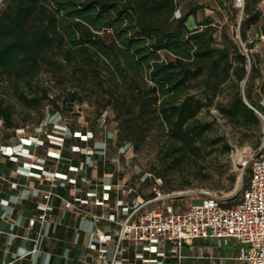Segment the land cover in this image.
Listing matches in <instances>:
<instances>
[{
    "label": "trees",
    "instance_id": "16d2710c",
    "mask_svg": "<svg viewBox=\"0 0 264 264\" xmlns=\"http://www.w3.org/2000/svg\"><path fill=\"white\" fill-rule=\"evenodd\" d=\"M262 1L244 0L243 42L247 31L262 18L258 8ZM3 3L0 82L6 93L0 95L2 130L14 131V135L22 130L15 124V104L30 113L38 112L36 125L44 119L42 111L49 103L59 112L50 87L41 83V76L47 75L58 88L69 83L64 103L82 105L94 99L97 117L111 111L121 146L138 150L152 132L163 133L166 154L159 178H154L159 189L170 173L201 158L210 124L199 116L207 100L227 94L226 103L217 106L219 114L242 129L245 137L248 133L262 137L261 120L244 102L246 97L251 106L259 107L248 93L253 81H259L264 93L259 56L251 55L248 68L246 56L226 27L221 28L217 46L219 26L209 19L190 30L188 17L197 9L177 19V0ZM246 47L250 50L248 44ZM87 91L89 97L84 96ZM229 152L227 146L225 153ZM249 181L250 177L244 179V188ZM234 182L233 178L231 186Z\"/></svg>",
    "mask_w": 264,
    "mask_h": 264
},
{
    "label": "crops",
    "instance_id": "0c3cea01",
    "mask_svg": "<svg viewBox=\"0 0 264 264\" xmlns=\"http://www.w3.org/2000/svg\"><path fill=\"white\" fill-rule=\"evenodd\" d=\"M195 14L188 17L190 30L197 29ZM262 30L264 24L257 26V37L264 36ZM39 130L16 135L4 130L5 140L0 141L4 177L0 181V264H92L97 230L108 236L111 258L118 223L139 202L152 197V192L142 194L138 180L132 182L131 176L118 170L130 158L131 148L118 144L110 132L96 140L84 127L78 131L53 123V133L45 142ZM114 149L115 155L110 153ZM53 175L56 186L48 180ZM48 192L73 202L76 209H65L64 201L54 197L49 202L52 218L31 228L29 221L42 213ZM92 216L103 220L97 223ZM122 248L119 264H178L163 243L152 249L146 243L125 241ZM182 255V264H215L211 258H223L213 251L210 241L202 240L186 246ZM217 264L227 262L223 258Z\"/></svg>",
    "mask_w": 264,
    "mask_h": 264
},
{
    "label": "rangeland",
    "instance_id": "374dc122",
    "mask_svg": "<svg viewBox=\"0 0 264 264\" xmlns=\"http://www.w3.org/2000/svg\"><path fill=\"white\" fill-rule=\"evenodd\" d=\"M177 1V19L197 9V13L194 16L197 28L205 19H209L213 22V25L219 26L215 36L217 46L221 44V28L226 27L228 33L239 44L243 54L246 56L248 68L251 67V55H258V68L264 73V39L256 36L257 27L247 31L246 42H243L240 36L244 0ZM4 8L3 0H0V13ZM258 8L262 14V18L257 26L264 24V0ZM232 18L234 19L232 20ZM193 25V20H190L189 26L192 27ZM262 34H264V30H262ZM247 44L250 50L246 53ZM41 83L46 87H50L51 100L56 101V105L59 106L60 110L58 113L57 111H53L55 107L49 103L42 111L44 119L39 125H36L35 122L40 119V114L38 112L30 113L22 109L18 104H15L17 112L15 124L19 130L22 129L18 132L28 134L39 128L40 136L46 142L47 138L53 133V123H56L78 131L84 127V130L91 133L96 140H99L104 134L109 132L114 133L117 138L118 126L114 121V115L111 111L106 112L103 117H97L94 99L92 103L87 102L82 105L64 103L66 89L70 87L68 82L62 85L61 88H58L49 76L42 75ZM258 84V80L251 82L248 86V93L251 94L259 105V98L256 92L257 88H259ZM245 88L246 84H243V92ZM5 93L6 86L0 82V95ZM90 95L89 91L84 93L86 97ZM227 99L228 95L224 94L218 100L206 101V107L201 112L199 119L204 123H209L210 130L204 140L201 158L186 162L180 170L170 173L165 180L163 179L164 185L160 189L162 194H185L207 191L217 196L234 198L233 204L240 202L242 196L241 188L244 186V179L250 177V172H242L238 160L240 158H232V152L236 149L245 151L241 155V159L245 160L249 154L248 152H252L260 146L262 137L251 135L250 133L245 137L242 129L234 128L219 114L217 106L225 104ZM3 133L4 130L0 128V141L2 142L5 140ZM50 138L55 140L53 137ZM165 139L163 133L160 131L152 132L138 150L131 147V151L128 152L130 158L125 159L124 163L119 164L120 169L118 170L125 176H131L132 182H135V180L140 182L144 179V182H140V184H142V194L145 196L151 193V189L155 186L154 178H159L157 173L162 170L161 159L166 154ZM227 146L230 147L229 153H225ZM110 153L115 155V149ZM233 178L235 182L231 186ZM200 203L201 200L196 195H183L178 199V202H175V205L180 207L181 212H186L189 206L199 205ZM210 243L213 251L219 257H223L227 264H234V258L238 257L240 248L236 243L230 242L227 246L223 244L219 245L217 242L210 241Z\"/></svg>",
    "mask_w": 264,
    "mask_h": 264
},
{
    "label": "built area",
    "instance_id": "2783aa9c",
    "mask_svg": "<svg viewBox=\"0 0 264 264\" xmlns=\"http://www.w3.org/2000/svg\"><path fill=\"white\" fill-rule=\"evenodd\" d=\"M264 39V36H260ZM247 53L248 50L245 49ZM259 86V84H258ZM259 98V107L252 109L262 124V142L252 152H248L245 160L241 159L243 150L236 149L232 158H240L239 164L242 172H250L249 184L242 189L241 200L237 205H232L234 198L217 196L207 191L185 194H162L157 185L151 189L152 197L144 202H139L127 217L119 224V234L114 247L113 256L108 254V236L97 230V249L92 264H119L123 253L122 244L125 241L146 243L148 247L157 249L160 243L172 251L178 264L184 258L182 251L186 246H192L194 241H211L219 245L236 243L239 255L234 262L240 264H264V93L259 88L256 90ZM2 121L0 120V127ZM4 180L0 172V181ZM54 183L56 175L48 178ZM144 182V179L140 181ZM140 182L137 184L139 185ZM158 185L161 184L157 180ZM16 185H14L15 187ZM126 193V191H123ZM127 193H129L127 191ZM183 195H196L201 200L199 205H191L188 211L181 212L175 205ZM64 201L60 196L48 192L44 194L42 213L29 221L33 228L37 222L46 223L52 218L49 202L52 198ZM67 210H75L73 202L64 201ZM99 223L102 217L92 216ZM40 237V236H38ZM215 264L223 258H211Z\"/></svg>",
    "mask_w": 264,
    "mask_h": 264
},
{
    "label": "water",
    "instance_id": "95a60500",
    "mask_svg": "<svg viewBox=\"0 0 264 264\" xmlns=\"http://www.w3.org/2000/svg\"><path fill=\"white\" fill-rule=\"evenodd\" d=\"M243 48H245V46H243ZM244 102H245V104L250 108V105H249V103L246 101V99H244Z\"/></svg>",
    "mask_w": 264,
    "mask_h": 264
}]
</instances>
